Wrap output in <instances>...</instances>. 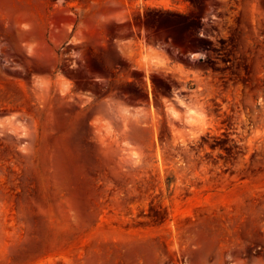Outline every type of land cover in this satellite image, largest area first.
I'll list each match as a JSON object with an SVG mask.
<instances>
[{"label": "rangeland", "instance_id": "rangeland-1", "mask_svg": "<svg viewBox=\"0 0 264 264\" xmlns=\"http://www.w3.org/2000/svg\"><path fill=\"white\" fill-rule=\"evenodd\" d=\"M200 1L0 0V264H264V0Z\"/></svg>", "mask_w": 264, "mask_h": 264}, {"label": "trees", "instance_id": "trees-1", "mask_svg": "<svg viewBox=\"0 0 264 264\" xmlns=\"http://www.w3.org/2000/svg\"><path fill=\"white\" fill-rule=\"evenodd\" d=\"M192 8L181 11L162 6L145 7L143 15L134 16V21L144 25L151 33L169 37L175 43H187L195 47L210 48L212 42L199 31L203 28L201 17L203 4L189 0ZM138 92V89H136Z\"/></svg>", "mask_w": 264, "mask_h": 264}]
</instances>
